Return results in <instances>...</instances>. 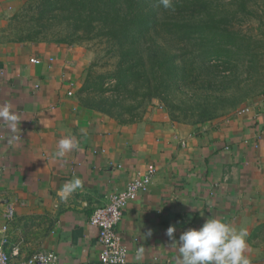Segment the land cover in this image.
Returning <instances> with one entry per match:
<instances>
[{
	"label": "crops",
	"instance_id": "crops-1",
	"mask_svg": "<svg viewBox=\"0 0 264 264\" xmlns=\"http://www.w3.org/2000/svg\"><path fill=\"white\" fill-rule=\"evenodd\" d=\"M25 2L0 0V105L10 104L18 117L16 133L0 121V240L8 236L12 262L46 251L59 264H102L93 211L153 164L152 184L116 226L129 264H177L167 228L175 226L178 240L207 218L247 228L246 255L264 264V94L202 123L172 119L158 99L140 120L120 122L80 101L92 62L85 46L6 35ZM66 136L78 148L54 159ZM74 177L82 187L60 200L57 191ZM9 202L16 215L6 222Z\"/></svg>",
	"mask_w": 264,
	"mask_h": 264
},
{
	"label": "trees",
	"instance_id": "trees-1",
	"mask_svg": "<svg viewBox=\"0 0 264 264\" xmlns=\"http://www.w3.org/2000/svg\"><path fill=\"white\" fill-rule=\"evenodd\" d=\"M225 1L172 0L165 9L159 0H26L6 35L71 45L99 39L113 61L105 71L91 63L78 92L84 105L126 123L158 99L172 119L202 123L264 94L259 55L230 26L252 0Z\"/></svg>",
	"mask_w": 264,
	"mask_h": 264
},
{
	"label": "clouds",
	"instance_id": "clouds-1",
	"mask_svg": "<svg viewBox=\"0 0 264 264\" xmlns=\"http://www.w3.org/2000/svg\"><path fill=\"white\" fill-rule=\"evenodd\" d=\"M165 9L173 7L172 0H159ZM0 121L7 124L11 133H16L18 117L11 105H0ZM13 140L18 137L13 136ZM78 148V141L72 136H66L58 141L53 154L54 159H62L65 155ZM82 187L78 177L66 182L57 191L60 200L68 197ZM175 226H169L166 235L172 244H178L177 264H251L246 255L249 235L247 228H236L217 218H207L199 228H188L182 231L178 240L174 236ZM148 235H151L149 231ZM144 249L138 248L135 259L142 262Z\"/></svg>",
	"mask_w": 264,
	"mask_h": 264
},
{
	"label": "built area",
	"instance_id": "built-area-1",
	"mask_svg": "<svg viewBox=\"0 0 264 264\" xmlns=\"http://www.w3.org/2000/svg\"><path fill=\"white\" fill-rule=\"evenodd\" d=\"M34 62H40L38 58ZM70 94L73 92L70 91ZM264 103V99H263ZM243 111L247 108L241 109ZM156 166L150 164L148 170L130 180L127 187L110 196V201L97 207L91 217L90 223L97 229L98 240L101 245L100 260L102 264H129L128 248L121 236L116 231V226L123 218L124 210L131 200H134L142 192L149 189L152 184ZM3 217L6 222L14 219L16 207L13 203H7L3 209ZM8 225L4 224L3 231ZM9 238L4 233L0 240V264H59V257L53 252L37 251L28 258L12 262L9 253L6 251V244Z\"/></svg>",
	"mask_w": 264,
	"mask_h": 264
},
{
	"label": "rangeland",
	"instance_id": "rangeland-1",
	"mask_svg": "<svg viewBox=\"0 0 264 264\" xmlns=\"http://www.w3.org/2000/svg\"><path fill=\"white\" fill-rule=\"evenodd\" d=\"M226 3L229 0L225 1ZM24 6V5H23ZM235 9V3H234ZM240 10V7H238ZM231 28L239 32L241 35L246 36L247 43H250L251 50H254L259 55L260 66L264 76V0H252L249 4L247 12H238V14L231 18ZM53 28H59L55 25ZM58 30V29H57ZM56 32V31H55ZM14 35V34H13ZM99 39L86 40L82 44L85 46L92 57V62H96V71H105L111 67L113 59L106 55V49ZM91 62V63H92ZM108 64V65H105ZM247 76V72H244ZM261 91L264 90V85L260 86ZM260 91V89H259ZM263 95L262 93L256 95ZM254 96L253 98H255ZM252 98V99H253ZM233 111V110H232ZM232 111H228V114ZM223 114V115H225Z\"/></svg>",
	"mask_w": 264,
	"mask_h": 264
}]
</instances>
